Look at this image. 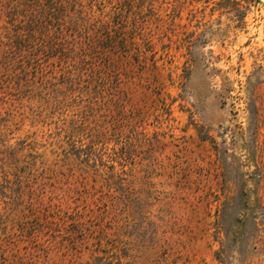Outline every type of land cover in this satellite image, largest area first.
I'll return each instance as SVG.
<instances>
[{
	"label": "rangeland",
	"instance_id": "obj_1",
	"mask_svg": "<svg viewBox=\"0 0 264 264\" xmlns=\"http://www.w3.org/2000/svg\"><path fill=\"white\" fill-rule=\"evenodd\" d=\"M264 0H0V264H264Z\"/></svg>",
	"mask_w": 264,
	"mask_h": 264
},
{
	"label": "water",
	"instance_id": "obj_2",
	"mask_svg": "<svg viewBox=\"0 0 264 264\" xmlns=\"http://www.w3.org/2000/svg\"><path fill=\"white\" fill-rule=\"evenodd\" d=\"M264 2V1H263Z\"/></svg>",
	"mask_w": 264,
	"mask_h": 264
}]
</instances>
